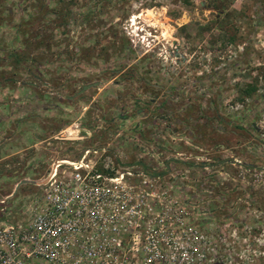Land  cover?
I'll return each mask as SVG.
<instances>
[{
  "label": "rangeland",
  "instance_id": "374dc122",
  "mask_svg": "<svg viewBox=\"0 0 264 264\" xmlns=\"http://www.w3.org/2000/svg\"><path fill=\"white\" fill-rule=\"evenodd\" d=\"M69 128L76 141L62 140ZM0 136L8 208L56 161L109 145L152 164L147 150L186 202L217 203L205 221L236 231L228 264H264V0H0Z\"/></svg>",
  "mask_w": 264,
  "mask_h": 264
},
{
  "label": "built area",
  "instance_id": "2783aa9c",
  "mask_svg": "<svg viewBox=\"0 0 264 264\" xmlns=\"http://www.w3.org/2000/svg\"><path fill=\"white\" fill-rule=\"evenodd\" d=\"M60 134L78 139L73 128ZM116 152L106 145L56 161L40 192L16 209L0 198V264L229 263L236 231L207 223L197 209L203 201L182 198L158 154L146 150L143 157L154 158L148 164Z\"/></svg>",
  "mask_w": 264,
  "mask_h": 264
},
{
  "label": "trees",
  "instance_id": "16d2710c",
  "mask_svg": "<svg viewBox=\"0 0 264 264\" xmlns=\"http://www.w3.org/2000/svg\"><path fill=\"white\" fill-rule=\"evenodd\" d=\"M44 8H45V3L40 4V9H44ZM17 27H18L17 36L18 35L21 36L20 39L18 38L19 40H21L20 41L21 42V48H23L25 50L21 54V58H22L21 59V62H22V61L29 60V58H30V52L32 51V45H33V43L27 37V34L28 33H26V31H25V29H27L26 28V24L24 25V24L21 23ZM43 44L44 45L46 44L45 41L43 42ZM39 46L42 47V42H40V43L38 42L37 47H39ZM11 56H13L14 59H17V56L15 55V53H10V56L9 57H11ZM17 62L20 63V61H17ZM11 72H12V76H16L18 74V67H17V65H12L11 66ZM26 76L29 77V78H31L34 81L39 80V78H40L38 75H36L35 73L31 72L29 69L26 71ZM11 80H13V79H11ZM14 81H16V80H14Z\"/></svg>",
  "mask_w": 264,
  "mask_h": 264
},
{
  "label": "crops",
  "instance_id": "0c3cea01",
  "mask_svg": "<svg viewBox=\"0 0 264 264\" xmlns=\"http://www.w3.org/2000/svg\"><path fill=\"white\" fill-rule=\"evenodd\" d=\"M180 140V139H179ZM181 140H182V142H181V144L183 145V148H188V150L189 149H191L192 150V148L193 149H195V148H197L196 146H192L191 144H190V140L189 139H185V138H181ZM0 154H1V151H3V148H2V136H0ZM221 148H223V146H221ZM208 152V151H207ZM16 154V153H15ZM12 155H14V154H11V155H8V156H1V160L2 159H6V158H8L9 156H12ZM182 162H184V161H182Z\"/></svg>",
  "mask_w": 264,
  "mask_h": 264
},
{
  "label": "water",
  "instance_id": "95a60500",
  "mask_svg": "<svg viewBox=\"0 0 264 264\" xmlns=\"http://www.w3.org/2000/svg\"><path fill=\"white\" fill-rule=\"evenodd\" d=\"M99 85V83H92V84H89V85H85L83 86L77 93V95H81L83 93H85L86 91H88L89 89L91 88H94V87H97ZM27 183V181L23 180L21 181L17 186H16V189H15V192L17 191V189L19 188V186L23 185Z\"/></svg>",
  "mask_w": 264,
  "mask_h": 264
},
{
  "label": "flooded vegetation",
  "instance_id": "af4514ba",
  "mask_svg": "<svg viewBox=\"0 0 264 264\" xmlns=\"http://www.w3.org/2000/svg\"><path fill=\"white\" fill-rule=\"evenodd\" d=\"M203 204V203H202ZM201 205V204H200ZM217 205V203L215 201H210V206L211 209H209V211L207 210L206 213H215L216 210H218V208H216L215 206ZM209 206V207H210ZM215 208V209H214Z\"/></svg>",
  "mask_w": 264,
  "mask_h": 264
}]
</instances>
